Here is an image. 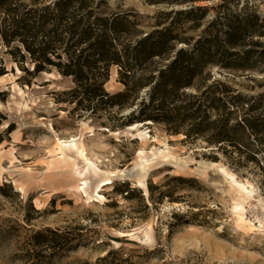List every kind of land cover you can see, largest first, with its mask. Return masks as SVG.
Instances as JSON below:
<instances>
[{"label":"rangeland","instance_id":"rangeland-1","mask_svg":"<svg viewBox=\"0 0 264 264\" xmlns=\"http://www.w3.org/2000/svg\"><path fill=\"white\" fill-rule=\"evenodd\" d=\"M170 1L107 0L106 11H135L147 34L162 28L154 27L157 13L191 5ZM224 3H194L215 8L197 38L217 12L247 7L264 16V0H235L221 8ZM6 50L0 49L8 75L0 83V264H264V172L255 163L236 164L237 154L225 156L161 125L106 129L103 122L113 127L117 119L73 112L75 105L65 103L71 78L55 69L31 76L23 68L32 71L33 65L14 62ZM117 75L112 67L105 86L110 93L123 89ZM213 76L238 92L264 93V75L215 68ZM59 141L68 143L65 159ZM123 183L136 190L133 199L114 191ZM149 184L158 187L156 198L171 189L178 200L152 203Z\"/></svg>","mask_w":264,"mask_h":264},{"label":"trees","instance_id":"trees-1","mask_svg":"<svg viewBox=\"0 0 264 264\" xmlns=\"http://www.w3.org/2000/svg\"><path fill=\"white\" fill-rule=\"evenodd\" d=\"M201 1L212 0L170 1L191 5L157 13L154 27L162 28L144 34L138 13L107 12V0H0V49L5 47L18 64L29 61L33 70L22 68L31 76L55 69L71 78L74 88L65 103L75 105L73 112L117 119L113 127L103 122L106 129L161 125L170 135L203 141L225 156L237 154L236 164L255 163L264 172V93L238 92L229 81L213 76L215 68L264 75V16L247 7L217 12L197 38L194 33L215 9L194 6ZM223 1L221 8L235 0ZM112 67L123 86L115 93L105 88ZM6 72L0 56V77ZM125 110L131 111L124 115ZM4 120L0 113V128ZM4 140L0 133V145ZM208 159L220 160L216 155ZM157 188L148 185L152 203L178 200L171 189L156 198ZM114 191L127 200L136 192L129 183Z\"/></svg>","mask_w":264,"mask_h":264},{"label":"bare ground","instance_id":"bare-ground-1","mask_svg":"<svg viewBox=\"0 0 264 264\" xmlns=\"http://www.w3.org/2000/svg\"><path fill=\"white\" fill-rule=\"evenodd\" d=\"M7 78H8V75H4V76L0 77V83L6 81ZM67 144H68V143H66V142H64V141H59V143H58L59 153L62 155L61 159H65V157H64V156H65V151H64V149L68 146ZM70 160H71L72 162H74L73 159L70 158ZM220 172L223 173V174H224V173L227 174L224 168H221V169H220ZM227 175L229 176V178H230V179H231L236 185H238L240 188H242V189H244L245 191H247L246 186H245L244 184L239 183L238 181H236L234 175H230V174H227ZM108 183H109V182H107V184H108ZM15 185L18 186V191H20L21 193H24V189H23V187H22L21 185H19L18 183H16ZM138 187H142V183L139 182V183H138ZM77 189H79V188H77Z\"/></svg>","mask_w":264,"mask_h":264}]
</instances>
